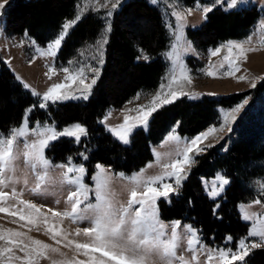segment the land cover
Returning a JSON list of instances; mask_svg holds the SVG:
<instances>
[{
	"label": "rangeland",
	"instance_id": "1",
	"mask_svg": "<svg viewBox=\"0 0 264 264\" xmlns=\"http://www.w3.org/2000/svg\"><path fill=\"white\" fill-rule=\"evenodd\" d=\"M14 1L15 0H0V5H3V7L0 8V61L4 62L16 75L19 82L23 84L24 89L37 99L35 104L36 107L32 108L30 113L27 112L28 108L24 112L22 119L27 116L29 128L35 127L37 122H39L41 125H54L57 132L75 124H80L86 128L87 135H81L79 142H77L74 137L60 136L57 140L50 142L49 146L44 150V155L52 165L66 164L69 162V158H71L72 164L84 166L86 173L83 175V183L89 189H92V191L88 194L89 200L85 201V203L81 205V208L87 203H95L94 190L96 180L94 177L97 175V165L103 166L107 170V174L111 177L109 188L115 193V198L120 202L126 203L129 199L128 189L131 185L126 180L120 178L119 174L122 172H118L112 165L102 162H96L89 166L90 153L95 150V146L93 145V137L88 128L80 122L60 125L53 120L52 117H49L50 119L47 120L40 119L42 117L40 114L46 111L52 116L51 113L55 112L58 107L67 103H88L95 94L94 91L97 83L100 82L102 76L104 77L107 63L110 67L113 65V62H110V57L112 59V55L110 56L108 53V45L112 32L114 31L115 22L118 21L120 26L126 29L129 37H132L135 34L149 32V29L152 28L151 20H147L142 14L138 15L133 10L127 14L123 13V7L134 0H118V2L117 0H78L73 9V17L71 19H64L60 30L48 39L46 45L42 46L27 35L7 34L6 12L13 5ZM145 1L151 8L159 13L161 27L166 35L167 43L165 47L159 49L156 54L150 53L148 49L137 44V57L135 62L149 63L154 58L160 56V60L165 64L164 71L159 77L158 84L155 88L152 90L144 89L139 91L119 107L111 106L95 121L98 127H103L112 135L116 142L123 146L132 145L133 136L137 131L143 130L148 132L151 118L163 106L183 98L191 101H198L205 97L217 100L221 97H228L252 90L259 83L264 81V44L260 43L261 40H264V0H236L234 5L231 3V0ZM113 4H116L115 8H113ZM204 9L210 10L205 13ZM189 10H191L190 14ZM244 10H255L258 13V16L250 27L241 32L238 37L206 44L208 37L206 33H204V29L211 14L215 12L229 14ZM176 11H180L185 17L183 27L180 29H177V25L180 22L177 21L176 17L172 14ZM86 17H92L93 21L99 22L100 25L96 36L81 42L63 59L64 61H62L60 52L64 41L70 32ZM65 24H69L70 27H68L66 34H64L61 46L58 49H50L49 45L58 34L62 33ZM167 25L171 26L169 27ZM186 43L190 44V47H185ZM229 43H242L246 50L255 49L254 51H248L246 58H239L236 65L239 71H236L234 75L226 74L232 71L229 62L224 60V57L228 54L227 46ZM174 45L176 46L175 48H173ZM217 49L221 50L217 55H212L213 51ZM49 51H55V55H49ZM235 52L236 50H234V53ZM169 56H172L173 59L170 60ZM177 56L180 57V62L186 66L188 74L191 76V83L187 81H180L179 84L173 83L171 77L174 74V61ZM210 67L211 70L216 72L215 77L206 74V70ZM1 68L0 65V69ZM52 68H55V73L50 71ZM63 68H68L71 74H75L80 69H83L82 78L85 79V83L91 84L93 79H95L96 82L92 85L90 92H84L83 85L77 81L71 88L63 90L67 98L58 100L55 103L48 102L47 107L40 108L38 105L41 103L43 94L47 92L53 84L66 82L65 77L68 74L62 71ZM92 69H96V71L94 72ZM117 70L118 67H116L115 71L113 68L109 70V77L103 85L104 88L108 86V91L111 89L109 92L114 94L120 92L122 85H126L129 82L132 73L131 69H127L120 73L121 77L116 78L114 74H117ZM176 74L178 75V73ZM241 76L246 77V79L243 81L240 80L239 77ZM253 84L255 87L252 86ZM170 89L178 93L177 98L173 99L171 103L158 105L156 110L149 116L146 126L142 123H136V126L132 127L130 130L128 143L122 142L117 138L114 132L111 131V129H116L119 125L124 123L125 116L135 117L139 115L140 113L137 109L142 106H151V102L156 95H160L163 98L169 93ZM33 92L39 93L40 95H34ZM84 95L87 96L86 99ZM245 100H247V103L235 114V120H229L228 123H225L226 113L231 112L232 109ZM20 124L18 126H20ZM12 128H8L6 131H0V133L7 136L9 130ZM213 128L216 129V131L210 134L206 139L202 138L201 142L198 144V148L202 150L198 153L196 151L190 153L193 162L185 168L184 174H182L181 185L175 192H170L167 198L159 197L156 201L159 219L163 224L171 225L177 221L180 223L181 227L179 232L181 240L179 247L176 249V254L177 256H182L186 260L191 261V264H222V261H220L218 257H214L209 261L208 257L210 252L215 253L216 250L220 249L238 251L239 243L235 246L229 240L228 245L226 243V245H222V247L206 244L201 230L197 229L192 224L179 220L164 219L160 212L159 202L165 201L169 205L172 198L178 197L183 184L192 175L194 169L201 164L202 158L208 156L204 162H210L215 166L212 175L199 177L202 182L204 195H207L213 201L220 200L229 189L231 181L235 180L237 185L241 188L244 201L239 205L238 210L241 219L249 225L250 230L252 222L244 218L245 211L256 214L264 213V154L257 157L258 155L255 156V154L253 155L250 152L245 160L237 161L242 171L244 170L243 168H248L249 174L243 177L238 175L237 172H233L232 177H230L231 174L219 164L220 162H224V158L226 157L234 161L236 160V149L238 145L241 144V141L251 143L250 151L253 150L252 146L263 148L262 150H264V93L259 97L249 95L240 103L229 108L219 107L216 122L197 135L182 136L179 133L178 123L170 126L163 139L152 146L153 160L131 174L123 173L124 176L131 177L133 174L139 173L143 169L145 170V176L158 175L161 172V164L168 162L170 159L169 154H171V158H175L177 150L184 147L185 141H190L197 136H202L203 133L210 132ZM170 135H176L181 139L179 142L169 141L168 137ZM97 136L99 135L97 134ZM27 139L31 142L36 140L37 137L35 135H29ZM60 140H68L71 143L69 146L73 148L74 153L72 156L62 161H57L48 157L47 152L54 143ZM17 144L19 145L21 153H23V139L18 140ZM83 157H87V159ZM149 165H151V167H149ZM204 165H206V163H204ZM16 166V176L20 178L21 182L17 183L15 187L18 192H23V196L20 197V199L35 203L37 206L42 205V211L45 212L48 208L60 212L65 210L70 211L67 195L72 186L59 182L62 171L60 168L56 167L50 169V182L43 187L41 192L33 193L30 189L34 184V175L24 162L23 155L17 160ZM25 175H27L28 178L27 185L23 183ZM221 176L227 178L230 183L223 186V190L220 191L219 195L212 197L210 195L211 187L214 183H218ZM164 182L170 183L176 188L174 178H168ZM3 191L7 192L9 195V199L5 201L4 206L9 207L10 211H14L17 207H23L18 204L17 198L11 197V186L3 189ZM256 200H260V204L254 203ZM48 215L51 216L50 213H48ZM55 223L58 224L59 228L63 229V234H67L68 240H74L79 243L88 242V238L82 233L79 236L76 235L77 228L83 229L90 226L88 219L74 222L71 218H64L62 221L57 218ZM22 225H26V222L20 221L19 217L11 216L8 213H0V229L24 231L32 238L42 240L51 247L59 250L56 253L49 252L48 258L41 259L40 264H52L54 260L59 262L64 259L71 260L73 258L87 260V257L82 254V250L80 253H77L74 246H65L67 241L57 244L49 234H46L45 225H43V223L39 224L38 229L36 226L22 227ZM188 225L196 230L200 240V244L197 246L195 253L188 250L185 227ZM168 233H171L170 227L168 228ZM58 239L61 238L58 237ZM244 239L249 244L247 255L244 256L243 262L237 260L234 261L233 264H250L253 253L257 250L264 249V243L260 244L259 247L251 246L253 243H259L258 237L249 235ZM3 243L4 242L0 241V244ZM61 253L63 255H61ZM17 254L23 255L19 252H17ZM96 255H99V253ZM194 256L196 259H193ZM156 264H159V262L156 261Z\"/></svg>",
	"mask_w": 264,
	"mask_h": 264
},
{
	"label": "snow or ice",
	"instance_id": "2",
	"mask_svg": "<svg viewBox=\"0 0 264 264\" xmlns=\"http://www.w3.org/2000/svg\"><path fill=\"white\" fill-rule=\"evenodd\" d=\"M231 3L234 5L236 0H231ZM2 7L3 5H0V8ZM115 7L116 4H113V8ZM209 10L204 9L205 13ZM172 14L180 22L177 29L182 28L184 15L180 11ZM167 26L170 27L171 25ZM68 27H70L69 24L63 26L62 33L58 34L49 45L50 49H58L61 46ZM260 43L264 44V40H261ZM175 47L174 45L173 48ZM185 47H190V44L186 43ZM227 47L228 54L224 57V60L229 62L232 71L226 74L234 75L236 71H239L236 66L239 58H246L247 52L255 49L246 50L242 43H229ZM220 50L213 51L212 55H217ZM234 50H236L235 53ZM48 54L55 55V51H49ZM169 59L172 60L173 57L169 56ZM174 64V74L171 77L173 83L179 84L180 81L191 83V76L188 74L186 66L180 62L179 56H177ZM50 71L55 73L56 70L52 68ZM62 71L68 74L65 77L66 82L53 84L41 97V103L38 105L40 108L47 107L48 102L55 103L58 100L67 98L63 90L71 88L77 81L83 85L84 92H90L92 85L96 82L93 79L91 84H86L85 79L82 78L83 69L75 74H71L68 68H63ZM92 71L95 72L96 69H92ZM206 74L211 77L216 76V72L211 70V67L206 70ZM239 79L243 81L246 77L241 76ZM252 86L255 87L254 84ZM33 94L40 95L35 92ZM177 96L178 93L171 89L163 98L156 95L151 102V106H142L137 109L140 114L135 117L125 116L124 123L116 129H111V131L122 142L128 143V135L131 128L136 126V123H142L146 126L149 116L156 110L158 105L171 103ZM84 98L86 99L87 96L84 95ZM246 103L247 100L237 105L231 112L226 113L225 123H228L229 120H235V114ZM34 107L36 105L29 108L27 112L30 113ZM215 131L216 129L213 128L210 132L203 133L202 136L185 141L184 147L177 150L175 158H171V154H169L170 159L168 162L161 164V172L158 175L145 176V170L143 169L131 177H126L123 173L119 174L121 179L126 180L131 185L128 189L129 199L126 203L115 198V193L109 188L111 177L103 166L97 165L98 171L96 177H94L96 180L95 203H87L81 208V205L89 200L88 194L92 191L83 183V175L86 173V169L83 165L72 164L71 158L66 164L52 165L44 155V150L50 142L57 140L60 136L74 137L79 142L81 135H87V129L80 124H75L57 132L54 125H41L39 122L35 127L29 128L28 119L25 116L20 126L10 129L7 136L0 133V213H8L11 216L19 217L20 221L26 222V225H22V227L36 226L38 229L39 224L43 223L46 234H49L57 244L67 241L65 246H74L77 253L82 250V254L87 257V260L76 258L64 259L59 262L54 260L52 264H156V261L159 264H191V261L176 254V249L179 247L181 240L180 223L177 221L171 225L163 224L159 219L156 201L159 197L167 198L170 192L177 190L181 185L185 168L193 162L190 153L201 151L202 149L198 148V144L202 138L206 139ZM29 135H35L37 139L29 142L27 139ZM20 139L24 141L23 153H21L17 144ZM180 139L176 135L168 137L169 141L179 142ZM21 155H23L24 162L34 175V184L30 189L33 193L41 192L43 187L50 182V169L58 167L62 170L59 182L72 186L67 195L70 211L60 212L48 208L45 212L42 211V205L37 206L35 203L20 199L23 192H18L15 185L21 182L20 178L16 176V162ZM83 158L87 159V157ZM168 178H174L176 188L172 184L164 182ZM23 183L27 185V175H25ZM229 183L230 181L227 178L221 176L218 183L212 185L210 195L216 197L223 190V186ZM9 186H11V197L17 198L18 204L23 206L17 207L14 211H10L9 207L4 206L5 201L9 199V195L3 189ZM254 203L260 204V200H256ZM57 218L61 221L64 218H71L74 222L88 219L90 222L89 227L76 229V235L79 236L82 233L88 238V242L79 243L68 240L67 234H63V229L55 223ZM244 218L252 222L249 235L259 238V243H253L251 246L259 247L260 244L264 243V213L256 214L245 211ZM169 227L171 228L170 234L168 233ZM185 227L188 250L195 253L197 246L200 244L198 234L192 226ZM58 237L61 239H58ZM228 239H231V237ZM0 241L4 242L0 244V264H40L41 259L48 258L49 252L56 253L59 251L42 240L32 238L24 231L0 229ZM248 247L249 244L245 239H242L239 242L238 251L220 249L216 250L215 253L210 252L208 258L211 261L214 257H218L222 264H233L237 260L243 262ZM17 252L23 255H18ZM97 253L99 255H96ZM61 255L63 254L61 253ZM193 259H196V257L194 256Z\"/></svg>",
	"mask_w": 264,
	"mask_h": 264
},
{
	"label": "trees",
	"instance_id": "3",
	"mask_svg": "<svg viewBox=\"0 0 264 264\" xmlns=\"http://www.w3.org/2000/svg\"><path fill=\"white\" fill-rule=\"evenodd\" d=\"M77 1L15 0L6 12L7 34L27 35L44 46L48 43V39L60 30L64 19L73 17V9ZM132 10L151 20L152 28L147 33L129 37L126 29L122 28L118 21L115 22L108 45V53L112 55L110 62H113V65L110 67L107 63L104 77L102 76L103 79L101 78L97 83L95 94L90 101L83 104H64L51 113L52 116L46 111L40 114L42 116L40 119L47 120L52 117L60 125L83 123L91 133L95 146V150L90 153L89 166L102 162L112 165L116 171L125 174H131L153 160L152 146L163 139L170 126L178 123L179 133L182 136L197 135L216 122L219 107L229 108L249 95L259 97L264 93V81H262L252 90L217 100L209 97L198 101L183 98L161 107L151 118L149 131H137L131 146H123L116 142L103 127L96 125V119L111 106H121L139 91L155 88L165 68L160 56H155L156 58L149 63L135 62L137 44L156 54L159 49L165 47L167 39L161 27L159 13L145 0H134L123 7V13L127 14ZM257 16L255 10L211 14L204 29L208 37L206 44L238 37L253 24ZM99 25V22L93 21L92 17L83 19L64 41L60 52L62 61L81 42L96 36ZM0 65L2 67L0 69V131H6L21 123L24 112L35 105L37 99L24 89L23 84L4 62L0 61ZM116 67H118L117 74H114L116 78L121 77L120 73L127 69H131L132 73L129 82L122 85L120 92L114 94L109 92L111 89L108 91V86L104 88L103 85L109 77V70L113 68L115 71ZM69 144L71 143L68 140L54 143L47 152L48 157L62 161L72 156L74 152ZM250 147V142L241 141L236 149V160L226 157L224 162H220L219 165L231 174L230 177L233 172H237L241 177L249 174L248 168H243L242 171L237 161L245 160L250 152L255 156L258 155L257 157L264 154L263 148L252 146L253 150L250 151ZM207 157L202 158L201 164L183 184L178 197L172 198L169 205L165 201L159 202L160 212L166 220H179L200 229L205 243L210 246L222 247L226 243L228 245L229 240L236 246L241 239L249 236V225L243 222L238 210L239 205L244 202L241 188L233 180L222 199L213 201L204 195L199 177L212 175L215 166L210 162H204ZM229 237L231 239H228ZM250 264H264V249L253 253Z\"/></svg>",
	"mask_w": 264,
	"mask_h": 264
}]
</instances>
